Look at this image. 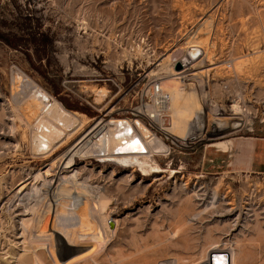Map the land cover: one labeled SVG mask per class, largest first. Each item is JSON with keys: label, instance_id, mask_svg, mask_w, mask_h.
I'll use <instances>...</instances> for the list:
<instances>
[{"label": "rangeland", "instance_id": "1", "mask_svg": "<svg viewBox=\"0 0 264 264\" xmlns=\"http://www.w3.org/2000/svg\"><path fill=\"white\" fill-rule=\"evenodd\" d=\"M192 35L201 54L189 60L191 72L198 73L196 81L183 86L190 100L206 113H236L248 126L223 137L198 135L187 150H181L183 141L172 137V145L170 135L147 126L169 147L154 157L160 171L151 176L93 158L86 164L76 160L80 182L86 179L93 194L105 197L101 213L113 229L100 245L90 237L78 239L103 226L98 216L79 210L85 225H76L72 236V246L79 248L62 246L54 255L51 238L59 208L52 206L53 192L38 193V198L29 182L88 127L131 117L139 104L135 93L147 82L142 72L164 76L157 65L166 57L170 64L184 59L191 52ZM98 46L106 56L93 55L97 64L78 61L91 64L93 79L99 80L81 84L84 78L73 63L79 58L76 50ZM26 79L88 119L79 134L71 130L77 135L63 138L52 153H34L30 132L18 122L17 114L23 121L31 119L25 100L19 104L20 96L29 94ZM101 88L108 93L97 104L93 90ZM12 118L16 127L11 136ZM237 138L264 139V0H0V264H38L35 257L43 264H202L216 250L234 251L235 264H264V165L257 162V168L242 172L231 165L237 150L229 149L230 156L222 158L209 147ZM54 170L47 179L51 187L69 176L67 169ZM36 185L41 188L42 183ZM37 202L44 221L24 230L21 221L32 218Z\"/></svg>", "mask_w": 264, "mask_h": 264}, {"label": "bare ground", "instance_id": "2", "mask_svg": "<svg viewBox=\"0 0 264 264\" xmlns=\"http://www.w3.org/2000/svg\"><path fill=\"white\" fill-rule=\"evenodd\" d=\"M189 39L190 40L188 44L190 45V47L188 49L191 52H189L184 58V60L188 62L189 60H193V59L197 60V57L201 54V49L199 48L200 43L195 44L196 43L195 37L193 35ZM196 54H198V56ZM169 61H170L169 58L166 57L160 64L157 65L158 67H160V69L158 70H161L162 75L164 76H161V73L159 71H157L156 73H154L153 71L151 72V75L155 76L157 79L154 86L158 87V92L161 95L155 94V97L152 98V101H150V103H145V101L142 99L141 100L142 103L140 105L138 104V108L136 109V112L135 111L133 112L139 113L144 117H146L151 122L152 126L160 127L159 129H161L163 133L170 135L171 137H175L177 138L178 141H183V142L195 139L198 135H203V134H209L210 136H214V137H223V136L231 135L236 131L248 126L246 121H244V119H242L241 117H238L236 113L230 117H221L218 116L219 114L215 115L214 113H206L204 109L196 106L197 105L196 102L190 100L189 95L183 86L187 81H196L198 79V75H197L198 73L191 72L193 66L192 63L190 62L189 65H187V67L186 66L182 67L181 65L182 62L179 60H175V63L173 62L172 64H170ZM176 64H179L181 66L180 70L175 69ZM17 78L19 79V77H16V79ZM21 78H23V75L22 77L20 76V79ZM16 79L12 81H15L14 83L17 86V83L19 85V81L16 82L18 80ZM23 81L25 82L24 87L27 88L29 94L26 99L25 97L24 99H22L20 96L19 104H21L25 100L24 104L25 103L26 104L24 110H26V113H28L29 118L31 119L33 118L32 119L33 122L30 123L31 119L30 121H27L25 117H24V121H25L24 122L23 118L19 114H17L18 116L17 119L21 127L25 126V128L28 129V131L32 136L30 148L33 150L34 153H37L39 151L41 152V154H44L45 152L46 154L49 152L52 153L55 148V144L60 143L62 139L65 137L67 138V140L70 138L71 139L74 138L77 134H79L78 131L81 132V130H83L85 126L88 124L87 122L88 119L84 120L80 115H77L75 113L66 110L63 107V105L60 102H58L51 94H49L46 90L40 88L32 80L26 79ZM151 88H155V87H151ZM144 91H146V88L144 89ZM93 93H95L96 95V100H95L96 103L101 104L103 98L106 97L107 95L106 93H108V91H105V89L103 90L101 88L99 90H93ZM15 97H13L14 98L13 100H15ZM16 102L15 105H18V103L16 104ZM17 108H19V106H17ZM236 111L237 108L235 109V112ZM165 117H166V122L169 121L170 127L163 129L162 123L165 122L164 119ZM14 118L9 120L12 122V125L9 127L11 131V136L12 134H14L12 133V131L15 130L14 128L16 127ZM133 122L137 123L138 125V128L140 130L138 134L135 133V131L133 130V126L131 125L133 124ZM39 124L41 126L40 130L42 131H39V129L35 130L36 126ZM71 130L72 131L74 130V133L77 132V134L74 133L71 134ZM128 130L133 132L132 136L127 135ZM1 135L3 134L1 133ZM135 138L137 140L134 142ZM168 151H169V147L166 146L165 143L156 134L151 132L143 121L141 122L140 120L130 119V118L127 119L111 118L109 121L100 120L96 124L88 127L87 130L84 131L77 138V140L71 145V147L65 153L63 152L64 154L61 155L59 159L57 158L58 159L57 161L54 160L49 165H47V169L45 171H40L38 174L33 176V179H31L32 181L29 182V184L30 185L32 184V188L34 189V192L36 194L38 193L40 194L43 192H47V193L53 192L50 193L51 194L50 199L53 202L52 206L58 207L60 211L58 212L59 214L57 217L58 218L57 223L59 224L55 234L53 233L54 235L51 238L53 254L55 255L56 253L60 252L62 246L66 248L67 246H72L73 244L72 236L76 232V230L74 229L75 226L77 225L80 227L85 225V220L82 218V216L78 215L79 210H83L86 213H89V215H91V218L92 216L95 215L94 218L96 219V216H98L97 219L98 218L100 219V222L102 223L103 226L101 225L102 226L101 229L99 225L98 227L95 225V227L97 228H95L94 233L85 234L83 236L84 233L82 232L83 234H80L81 236L80 235L78 237L76 236L78 239H80L79 237L81 238L90 237L94 242L100 245V243L105 242L104 240L107 239V238L105 239V237L108 233H110V228L113 229V225H110L109 228L107 219H104V217L102 216L103 214L101 213V210L105 205V197L102 194H93V191L90 190V186L85 182L86 179L85 180L82 179L83 181L80 182V180L78 179V170L74 168V166L76 165V160L78 161L82 160L81 163L83 164L84 162L86 164V159L93 158L103 163L104 162L114 163V165H118L124 168L131 167L133 168L131 170H134L136 168L137 169L136 172L141 171V173L143 172L145 176H149V175L151 176V174H156L160 171L159 167L154 161L155 160L154 157L159 154H166ZM55 164L56 166H58V170H63V169L69 170L65 172L66 174L69 173V176L64 175V177H62L60 175L62 178L59 179L58 185L56 187H53L52 185L51 187L50 182L47 179L53 173L52 171H55L54 170V168H56ZM85 167L87 166L84 165L83 168ZM38 182L42 183L41 188H39L36 185ZM22 189L24 188L22 187ZM39 194H38V198L41 197L39 196ZM45 202L47 203L49 201L45 200ZM88 202H90V204L86 205ZM107 203L109 204V202ZM34 205H35L34 208L33 209L31 208L32 218L27 220L24 219L22 220L21 218L22 220L21 226L23 227L24 230L28 229V227H32L35 222L39 224L42 218L39 215L40 213L38 212L39 203L37 202ZM47 210H48V204H47ZM45 214L46 213H44V215ZM49 220H53V219L50 218ZM42 224H44V222ZM31 230L33 229L31 228ZM91 230H92V226H91ZM47 232H49V229L47 230ZM41 237L43 238V235ZM48 241L45 240V242L47 243ZM60 241H63V244L58 245ZM80 245L83 244L81 243ZM210 247H212V250H215L217 248L214 244H212ZM65 251L67 250L65 249ZM89 251L91 252L90 249ZM204 257L205 256H203V259ZM35 258L38 264H43L42 261L38 259V257ZM235 262L236 260H235L234 251L232 252V255L231 253H229L228 255L225 254L224 251L216 250L211 252L207 260L202 264H235ZM167 263L169 264V262ZM177 263L178 260H172L170 262V264H177Z\"/></svg>", "mask_w": 264, "mask_h": 264}, {"label": "built area", "instance_id": "3", "mask_svg": "<svg viewBox=\"0 0 264 264\" xmlns=\"http://www.w3.org/2000/svg\"><path fill=\"white\" fill-rule=\"evenodd\" d=\"M20 2H30V1H34V0H19ZM86 39H84L85 41ZM76 54L79 56V58H77L73 63L75 66H78L79 69L75 68V71H78L80 76L83 77L84 79L81 82V84L90 81V80H94V81H98L99 78H95L93 79V73L95 72V68L92 67L91 64H87L86 66H81L79 64V59L82 58L83 60H88V63L89 61H91L90 63H93V64H97L95 62V60L92 59L93 55L97 58H99L100 56H106V52L104 49H102L101 46H98L95 50H91L89 48H83L81 50H76ZM198 56V54H196ZM180 60V59H178ZM182 63V67L189 65V62L182 59L180 60ZM154 61H152L151 63H147V65H152ZM104 63V62H103ZM175 63V61H174ZM185 67V68H186ZM189 67V66H188ZM120 70H123V66L120 67ZM96 74V73H95ZM94 74V75H95ZM142 74H144V77L147 79V82L143 85V87L138 90V92L135 93L136 97L137 98V102L139 103V105L142 103L141 100L143 99L145 101V103H150V101H152V98L155 97V94H158V95H161L159 92H158V87L157 86H154V84L156 83V77L153 76V75H149V72L148 73H144L142 72ZM140 76V75H139ZM102 79V78H101ZM151 87H155V88H151ZM146 88V91H144V89ZM144 91V92H143ZM136 109L135 108L134 110H131L132 112L130 113L131 117H129L130 119H137V120H141L145 123L146 126H148L152 131H155L157 134L161 135L163 133V131L161 129H159L160 127H154L151 125V122L146 118L144 117L143 115L139 114V113H135L136 112ZM135 111V112H133ZM165 119V122L162 123V128L165 129L167 127H170L169 125V122H166V117L164 118ZM133 126V130L135 131V133H139V128H138V125L137 123L133 122V124H131ZM132 133L131 131L128 130V136H132ZM172 141V145H175L174 144V139L171 137ZM137 139L135 138L134 139V142L136 141ZM194 140H188V141H185L183 142V146L181 147V150H187L189 148H191L190 146H193L195 145L196 143L193 142ZM145 154V152H144ZM99 163H103L101 161H97Z\"/></svg>", "mask_w": 264, "mask_h": 264}, {"label": "crops", "instance_id": "4", "mask_svg": "<svg viewBox=\"0 0 264 264\" xmlns=\"http://www.w3.org/2000/svg\"><path fill=\"white\" fill-rule=\"evenodd\" d=\"M256 140L261 142L257 143ZM209 147L218 149L221 157H228L229 149H235L238 153L234 156L232 167L240 171H250L257 168V162L264 165V139L237 138L212 143ZM230 147V148H229ZM236 147V148H231ZM259 166L258 168H260Z\"/></svg>", "mask_w": 264, "mask_h": 264}, {"label": "water", "instance_id": "5", "mask_svg": "<svg viewBox=\"0 0 264 264\" xmlns=\"http://www.w3.org/2000/svg\"><path fill=\"white\" fill-rule=\"evenodd\" d=\"M181 66L179 64L176 65L175 69L180 70Z\"/></svg>", "mask_w": 264, "mask_h": 264}]
</instances>
